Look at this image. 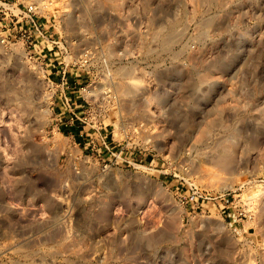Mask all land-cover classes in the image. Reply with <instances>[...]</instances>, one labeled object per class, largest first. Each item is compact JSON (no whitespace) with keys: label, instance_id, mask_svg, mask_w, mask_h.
<instances>
[{"label":"rangeland","instance_id":"374dc122","mask_svg":"<svg viewBox=\"0 0 264 264\" xmlns=\"http://www.w3.org/2000/svg\"><path fill=\"white\" fill-rule=\"evenodd\" d=\"M47 1L53 38L98 70L152 59L165 126L89 143L27 45L0 43V264H264V0ZM130 93L137 119L164 98Z\"/></svg>","mask_w":264,"mask_h":264},{"label":"built area","instance_id":"2783aa9c","mask_svg":"<svg viewBox=\"0 0 264 264\" xmlns=\"http://www.w3.org/2000/svg\"><path fill=\"white\" fill-rule=\"evenodd\" d=\"M49 3L50 1L47 0H0V43L8 44L11 39H16L27 45L26 54L36 65L37 72L47 79L51 86L56 87V91L52 93L53 98L60 100L62 108L69 112L68 117L67 115L64 117L60 112L55 114L56 126L60 127L57 116L62 115L66 118L65 124L71 126L76 122L82 128L80 135H89V143L93 144L96 141L101 145V149L108 151H110L111 143H134L132 136L125 130L127 127L165 126V114L157 119L158 116L153 113L157 109V104L161 106V109L165 106V79L152 73V59L142 56L125 61L102 58L99 61L100 70H98L89 50L81 49L75 55L71 50L72 44L66 38L59 40L53 38L52 33L49 32V28L53 26L47 13ZM51 53L59 57L57 65L53 68L47 67L46 64ZM137 61L140 65L134 67L135 71L132 72L136 80L134 87L136 98H134L137 102L134 109L143 100L145 101L150 93L159 91L164 95V98H160L155 104L147 101L144 103L146 110L150 111L145 119H137L135 110L130 113L128 105L130 101L126 99L124 102L121 92L123 76L120 70L131 67L132 62ZM157 67H165V57L160 58ZM84 76H87L85 81ZM55 78L54 82L52 79ZM71 96L75 98L71 99ZM110 113H114V117H110ZM108 118L110 120L114 118L112 127H114V133L118 135L117 139L113 137V132L108 137V133L104 131L109 124ZM149 141L150 139H146L143 142ZM130 148L135 151L136 146ZM130 148L126 147L127 150ZM122 152L123 146L118 155ZM128 162L132 163V160Z\"/></svg>","mask_w":264,"mask_h":264},{"label":"bare ground","instance_id":"6f19581e","mask_svg":"<svg viewBox=\"0 0 264 264\" xmlns=\"http://www.w3.org/2000/svg\"><path fill=\"white\" fill-rule=\"evenodd\" d=\"M70 20V19H69ZM69 25H71V24H69ZM174 27V26H173ZM173 31L171 32V35H169V37L166 39V42H165V36H164V38L163 39H161V44H162V46L163 45H165V43L167 44V45H169V43L170 42H172V41H174L176 38V36H177V34H178V31L176 30V28L174 29H172ZM156 33V35H157V32H155ZM159 36V35H158ZM153 38V37H152ZM151 40V39H150ZM171 44V43H170ZM150 45V44H149ZM144 46V45H143ZM165 48V47H164ZM145 49V48H144ZM146 49L148 50V52H149V50H152V49H150V47H148V44L146 45ZM145 49V50H146ZM152 52V51H151ZM145 53H147V51L145 52ZM148 54H150V53H148ZM118 69V68H117ZM120 72L123 74V76H124V74L126 75V76H128V75H131V69H122V70H120ZM121 74V75H122ZM133 76V75H132ZM128 77H130V76H128ZM134 77V76H133ZM127 82H129V84H127V85H125L124 86V88H123V91H121L123 94H129L130 92V94H133V92H135V81L133 80L132 81V78L131 79H129V81H126V83ZM125 84V83H124ZM125 101V100H124ZM135 102V101H134ZM133 105V104H132Z\"/></svg>","mask_w":264,"mask_h":264}]
</instances>
